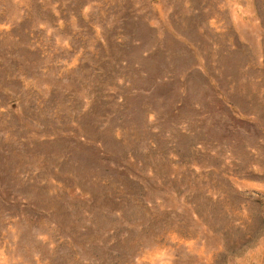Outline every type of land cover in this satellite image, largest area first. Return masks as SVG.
<instances>
[{"label":"rangeland","instance_id":"obj_1","mask_svg":"<svg viewBox=\"0 0 264 264\" xmlns=\"http://www.w3.org/2000/svg\"><path fill=\"white\" fill-rule=\"evenodd\" d=\"M0 264H264V0H0Z\"/></svg>","mask_w":264,"mask_h":264}]
</instances>
